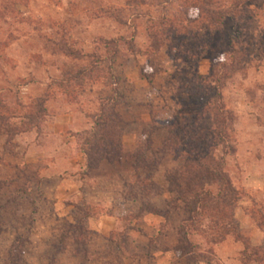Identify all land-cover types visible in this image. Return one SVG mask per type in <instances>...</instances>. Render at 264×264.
I'll return each instance as SVG.
<instances>
[{"label":"rangeland","instance_id":"rangeland-1","mask_svg":"<svg viewBox=\"0 0 264 264\" xmlns=\"http://www.w3.org/2000/svg\"><path fill=\"white\" fill-rule=\"evenodd\" d=\"M111 95L123 160L89 170L80 146ZM218 97L228 152L211 137ZM178 122L239 192L240 237L194 243L214 264H264V0H0V264H188L173 251L184 216L145 213L173 197L180 136L164 128ZM134 154L154 187H124ZM106 215L113 241L92 230Z\"/></svg>","mask_w":264,"mask_h":264},{"label":"trees","instance_id":"trees-1","mask_svg":"<svg viewBox=\"0 0 264 264\" xmlns=\"http://www.w3.org/2000/svg\"><path fill=\"white\" fill-rule=\"evenodd\" d=\"M199 12L200 9L198 10ZM226 17L229 16L225 13L222 16V20ZM209 25L211 26V24L205 25L204 30L207 36H211L215 30L220 31L222 28L220 26V28L218 27L219 29L212 30ZM213 25L215 26V24ZM194 32H196L194 33V38H200L201 35L199 33L203 32V30ZM113 45L117 48L115 43ZM158 46V44L155 45L153 49L157 50ZM230 49V56L235 58L237 51L232 47V43H230ZM116 53L117 51L111 53L113 59L116 58ZM91 72L89 71V73ZM76 78L74 77L72 81L77 80ZM220 98H217L214 107L210 109L215 126L211 137L213 139L219 137L227 146L225 152H228L231 151V148L225 133L226 129H229L232 118L228 112L224 111L223 106L220 104ZM118 105L119 102L113 95L105 97L101 100L96 114L92 117L94 122L93 129L90 132V136L86 137L80 146V150L86 157L89 170L97 168L101 163L107 165L122 163L124 146L122 143V132L118 128L121 120L115 112ZM177 124V127L173 126L174 128L172 126L164 128L171 139L177 137V135L180 136L178 140H180L179 145L181 148L179 154L182 161L181 165L166 172L165 176L169 188L168 193L172 194L173 197L165 202L161 209L150 207L152 209H146L145 213L167 220L172 212H180L184 218L180 221L177 228V245L173 251L179 253V257L187 260L188 264H214L212 250L201 251L200 246L194 243L193 237L201 235L212 245L223 242L228 235H235L239 238L240 235L238 234V227L234 217V210L239 202V192L232 186L229 177L223 169L221 160L216 159L214 155L215 148L196 151L194 143L190 139V134L194 131V127L182 125L179 122ZM16 133L14 132L13 135H17ZM9 135L8 130L4 129L1 131L0 129V136ZM146 149L148 150L149 147L146 146ZM146 170H151V168L147 161L144 160V156L134 154L131 175L126 178V182L128 180L129 182H125L124 187L130 186L131 182H134L133 187L136 186L141 190L145 187H154L151 175L145 176V173H143ZM139 172L144 175L143 179L139 178ZM204 220H207V223H204ZM79 226L82 231H87L83 230V222ZM113 233L109 238L111 241H113ZM259 252L264 253V250ZM253 255L256 256L258 254Z\"/></svg>","mask_w":264,"mask_h":264},{"label":"crops","instance_id":"crops-1","mask_svg":"<svg viewBox=\"0 0 264 264\" xmlns=\"http://www.w3.org/2000/svg\"><path fill=\"white\" fill-rule=\"evenodd\" d=\"M123 138H125V136ZM123 145L125 147L124 141H123ZM82 158L83 157H81V161H83ZM39 159L40 157L36 158V161H38ZM70 164L73 168L82 166L81 163H80L81 165H77L76 163H70ZM71 192H75V189L73 188ZM99 219L100 220L97 221L95 227H93L92 230L95 234H98L101 237L109 239L111 234L116 231V219L108 215L101 216ZM139 235H140V232H139Z\"/></svg>","mask_w":264,"mask_h":264}]
</instances>
